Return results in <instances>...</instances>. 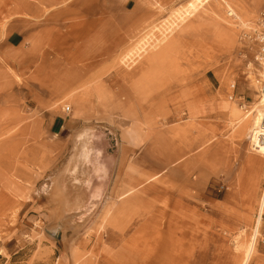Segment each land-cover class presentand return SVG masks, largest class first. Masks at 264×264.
<instances>
[{
    "label": "rangeland",
    "instance_id": "obj_1",
    "mask_svg": "<svg viewBox=\"0 0 264 264\" xmlns=\"http://www.w3.org/2000/svg\"><path fill=\"white\" fill-rule=\"evenodd\" d=\"M196 3L0 0V264H264V0Z\"/></svg>",
    "mask_w": 264,
    "mask_h": 264
},
{
    "label": "built area",
    "instance_id": "obj_2",
    "mask_svg": "<svg viewBox=\"0 0 264 264\" xmlns=\"http://www.w3.org/2000/svg\"><path fill=\"white\" fill-rule=\"evenodd\" d=\"M228 17L234 19L235 21L239 22L240 25H242V22L239 20V18L234 14L231 10L228 12ZM255 27L253 29H250L249 31H244L242 35V39L247 42L255 45L257 47V60H259V63L264 68V15L257 21L256 24H254ZM263 97H264V87H263ZM232 99V98H231ZM63 111L66 114L71 113V106L66 105L63 108ZM256 135L258 138H264V128H259V130ZM255 133L253 134L252 142L254 140ZM253 142V149L255 148Z\"/></svg>",
    "mask_w": 264,
    "mask_h": 264
},
{
    "label": "bare ground",
    "instance_id": "obj_3",
    "mask_svg": "<svg viewBox=\"0 0 264 264\" xmlns=\"http://www.w3.org/2000/svg\"><path fill=\"white\" fill-rule=\"evenodd\" d=\"M198 2H200V0H197V3ZM196 3V4H197ZM195 4H190V8H192V9H195ZM126 59V58H125ZM180 63V62H179ZM184 64V63H183ZM180 66V65H179ZM183 67V66H182ZM185 70H187L186 68H185ZM184 70V71H185ZM180 72V71H179ZM184 75V74H183ZM180 77V76H179ZM178 77V78H179ZM181 77H182V75H181ZM182 78H184V77H182ZM180 80L183 82L184 81V79H181L180 78ZM176 81V80H175ZM180 81V82H181ZM174 82V81H173ZM177 84V83H176ZM184 87V86H183ZM182 87V88H183ZM178 88V87H177ZM176 88V89H177ZM180 90V89H179ZM263 102H264V97H263ZM258 118V117H257ZM260 119V120H259ZM257 128H264V114L261 116V118H258V121H257ZM259 130V129H258ZM257 129L255 130V136H254V140H253V142H254V146L256 145V147L255 148H257V150H258V153L260 154H264V138H258V136L256 135L257 133H260V132H257L258 131ZM86 134V131L85 132H82L80 135H78V138H81L82 136H84ZM67 171H69V168L67 169ZM263 199H264V197H263ZM154 264V263H153Z\"/></svg>",
    "mask_w": 264,
    "mask_h": 264
},
{
    "label": "crops",
    "instance_id": "obj_4",
    "mask_svg": "<svg viewBox=\"0 0 264 264\" xmlns=\"http://www.w3.org/2000/svg\"><path fill=\"white\" fill-rule=\"evenodd\" d=\"M263 11H264V6H263Z\"/></svg>",
    "mask_w": 264,
    "mask_h": 264
},
{
    "label": "water",
    "instance_id": "obj_5",
    "mask_svg": "<svg viewBox=\"0 0 264 264\" xmlns=\"http://www.w3.org/2000/svg\"><path fill=\"white\" fill-rule=\"evenodd\" d=\"M99 171V170H98Z\"/></svg>",
    "mask_w": 264,
    "mask_h": 264
}]
</instances>
